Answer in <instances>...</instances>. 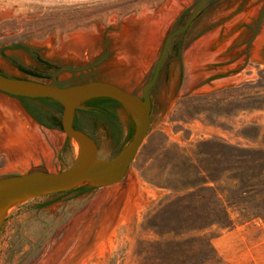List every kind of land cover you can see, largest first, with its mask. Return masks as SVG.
<instances>
[{
  "label": "rangeland",
  "instance_id": "374dc122",
  "mask_svg": "<svg viewBox=\"0 0 264 264\" xmlns=\"http://www.w3.org/2000/svg\"><path fill=\"white\" fill-rule=\"evenodd\" d=\"M164 1L0 0V10L21 15L0 21V32L23 28L0 45L52 30L58 45L62 30L108 28L113 13L118 24ZM248 64L259 77L177 97L119 182L18 205L1 226L0 264H264V66ZM62 115L56 100L41 114L59 125L38 126L36 163L22 168L0 153V178L76 161ZM235 200L255 213L243 217L229 207Z\"/></svg>",
  "mask_w": 264,
  "mask_h": 264
},
{
  "label": "water",
  "instance_id": "95a60500",
  "mask_svg": "<svg viewBox=\"0 0 264 264\" xmlns=\"http://www.w3.org/2000/svg\"><path fill=\"white\" fill-rule=\"evenodd\" d=\"M15 7L0 10V21L21 16ZM117 17L108 28L62 30L58 45L54 30L0 45V153L37 120L30 110L40 117L56 100L76 154L61 172L0 178V230L28 199L119 182L177 97L259 77L249 61L264 66V0H165Z\"/></svg>",
  "mask_w": 264,
  "mask_h": 264
},
{
  "label": "crops",
  "instance_id": "0c3cea01",
  "mask_svg": "<svg viewBox=\"0 0 264 264\" xmlns=\"http://www.w3.org/2000/svg\"><path fill=\"white\" fill-rule=\"evenodd\" d=\"M55 122L49 123L40 118L37 119L34 124L27 130L25 134L29 135L25 139V135H23L20 140L12 147V149L9 151L11 152L10 155H8V158L11 156L12 159L19 161V164H16L20 167L25 166H31L32 164L36 163L38 160L37 155V148L35 147L36 142V134L38 126L43 128H57L59 125V122L57 118L54 119ZM60 123L62 124V117L59 119ZM10 157V158H11Z\"/></svg>",
  "mask_w": 264,
  "mask_h": 264
},
{
  "label": "trees",
  "instance_id": "16d2710c",
  "mask_svg": "<svg viewBox=\"0 0 264 264\" xmlns=\"http://www.w3.org/2000/svg\"><path fill=\"white\" fill-rule=\"evenodd\" d=\"M20 98H25V97H20ZM40 99H43V98H40ZM105 99H111V98H105ZM112 100V99H111ZM30 110V109H29ZM31 111V113L37 118V119H39L40 120V117L35 113V112H33L32 110H30ZM261 176L263 175V174H260ZM245 193V192H244ZM242 205V202H240L239 200H235V201H232L231 202V204L229 205V207L230 208H232V207H235V208H238L239 209V211L241 212V215L243 216V217H247V216H250V215H252V214H254L255 212L254 211H250V210H245L243 207H245V206H241ZM244 205V204H243ZM230 213H228V215H229ZM257 216H259V214H257ZM229 219H230V221H231V223H233V221L231 220V218H230V215H229Z\"/></svg>",
  "mask_w": 264,
  "mask_h": 264
},
{
  "label": "flooded vegetation",
  "instance_id": "af4514ba",
  "mask_svg": "<svg viewBox=\"0 0 264 264\" xmlns=\"http://www.w3.org/2000/svg\"><path fill=\"white\" fill-rule=\"evenodd\" d=\"M0 72L1 73H4V72H2L1 70H0ZM5 74V73H4ZM7 75V74H6ZM10 76V75H9ZM74 125H75V127H76V121H74ZM83 131H85L84 129H83ZM85 132H87V131H85ZM88 133V132H87ZM88 134H90V133H88ZM91 135V134H90ZM92 136V135H91ZM93 137V136H92ZM95 139V138H94Z\"/></svg>",
  "mask_w": 264,
  "mask_h": 264
}]
</instances>
